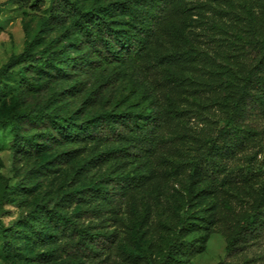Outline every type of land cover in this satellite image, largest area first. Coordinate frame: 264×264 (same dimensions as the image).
<instances>
[{"label":"trees","instance_id":"1","mask_svg":"<svg viewBox=\"0 0 264 264\" xmlns=\"http://www.w3.org/2000/svg\"><path fill=\"white\" fill-rule=\"evenodd\" d=\"M173 0H52L50 22L64 25L54 37L38 34L24 51L13 55L0 68V101L14 106L0 115V127L10 128L14 159L29 161L23 179L10 183L4 176L0 203L23 206L28 211L17 222L5 226L0 218V240L6 259L22 264H85L102 258L118 243L119 232L111 218L97 222L98 210H74L92 193L115 207L127 193L140 189L146 180L150 159L158 152L161 131L167 119L181 111L168 95L162 104L147 79L143 63L172 12ZM52 20V21H51ZM50 23V24H51ZM174 34L179 30L172 29ZM235 58L243 59L237 84L224 87L229 111L221 154L206 153L208 182L188 192L184 213L165 237L157 254L141 249L131 257L136 264H191L203 253L216 223L213 206L196 210L194 204L212 195L226 161L244 150V140L263 134L264 129V33L243 46ZM209 67L213 59L194 56ZM184 55L174 52L157 58L163 82L176 91L187 85L177 70ZM130 65L133 80L129 93L111 108L70 109L66 99L77 94L83 82L51 93L43 105L29 104L37 95L61 80L78 79L109 67ZM204 73L211 74L204 68ZM224 84V86H222ZM143 86V88H141ZM65 144H100L103 149L81 162L77 170L90 171L98 164L121 160L132 166L126 173L102 178L94 187L40 194V182L64 171L76 157L71 149L55 152ZM86 196V197H85ZM34 198V200L31 199ZM264 232V194L254 210L241 218L228 238L226 258L238 260Z\"/></svg>","mask_w":264,"mask_h":264},{"label":"rangeland","instance_id":"2","mask_svg":"<svg viewBox=\"0 0 264 264\" xmlns=\"http://www.w3.org/2000/svg\"><path fill=\"white\" fill-rule=\"evenodd\" d=\"M52 0H0V68L13 55L22 53L28 41L38 34L54 38L64 25L50 22ZM52 21V20H51ZM51 23V24H50ZM179 30L174 34L172 29ZM264 33V0H173L172 12L143 63L147 79L155 87L162 104L170 95L181 111L177 119H167L161 131L158 152L150 159L144 185L127 193L118 207L93 193L81 203L74 202L70 211L98 210L97 222L111 218L118 230L116 246L103 258V264H136L132 256L148 250L155 254L163 248L165 237L177 225L188 200V192L196 191L208 182L205 171L206 153L221 154L229 111L220 80L232 86L243 71V59L233 55ZM181 52L183 65L177 70L184 74L187 85L182 91L168 87L162 80L157 58ZM208 54L210 67L198 61ZM130 65L109 67L78 79L61 80L37 95L29 104L43 105L51 93L69 89L77 80L82 89L70 95L65 103L70 109L101 111L119 102L129 93L133 80ZM204 68L211 74L204 73ZM224 86V84L222 85ZM143 88V86H141ZM14 106L0 101V115ZM264 129V123L261 124ZM10 128L0 127V196L5 178L14 183L25 177L29 161H16L11 150ZM244 150L226 161L219 173V182L212 195L200 197L193 205L196 210L213 206L216 223L203 253L191 264H264V232L260 239L238 260L226 258L227 241L237 222L254 210L264 194V133L244 140ZM71 149L76 157L62 172L40 182V194L56 196L61 191L94 187L102 178L126 173L132 166L121 160L98 164L90 171L78 172L77 167L92 154L103 149L100 144H65L55 152ZM34 200V198L31 199ZM23 206L0 203V218L5 226L17 222L28 211ZM88 261L85 264H97ZM0 264H22L19 259H6L0 240Z\"/></svg>","mask_w":264,"mask_h":264}]
</instances>
